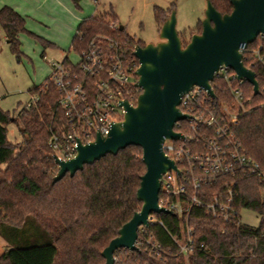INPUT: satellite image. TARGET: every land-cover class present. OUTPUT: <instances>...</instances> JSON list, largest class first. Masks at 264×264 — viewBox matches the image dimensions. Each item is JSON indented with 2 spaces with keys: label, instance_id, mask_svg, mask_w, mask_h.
I'll return each instance as SVG.
<instances>
[{
  "label": "trees",
  "instance_id": "16d2710c",
  "mask_svg": "<svg viewBox=\"0 0 264 264\" xmlns=\"http://www.w3.org/2000/svg\"><path fill=\"white\" fill-rule=\"evenodd\" d=\"M70 1L79 9L83 0ZM206 1L222 15L232 10L229 0ZM171 12L154 8L159 27ZM111 22H116L112 9L82 20L71 40L70 50L81 52L97 35L116 39L131 50L146 45L135 42L124 28L112 30ZM0 28L17 56L21 34L40 44L42 57L44 50L52 45L27 31L25 18L8 6L0 7ZM200 32L201 22L195 30L197 34ZM179 36L184 47L185 38ZM259 44L264 53V40L257 39L249 46L251 61L252 52ZM63 61L66 62L67 57ZM252 69L260 93L254 95L252 86L244 85L248 103L232 128V140L264 170V71L260 64H253ZM213 88L215 98L210 104L219 107L232 103L225 82L215 80ZM29 94L35 101H30L16 116L0 111V206L12 205L5 216L0 217V238L6 243L0 264H104L101 252L140 209L136 191L145 173L142 151L129 146L115 156L107 155L92 165H85L73 177L66 175L53 183L58 169L47 140L59 115L58 94L49 78L30 89ZM10 122L19 132L18 143L7 141L6 126ZM238 189V210L255 212L259 216L256 227L238 220L233 224L223 223L207 217L202 209L194 208L189 218L193 250L184 257L178 255L174 242L180 240L177 218L160 214L157 217L163 225L153 226L149 232L163 247L162 257L139 248L134 252L118 250L114 259L119 256L120 264H264L262 186L252 176L239 175Z\"/></svg>",
  "mask_w": 264,
  "mask_h": 264
},
{
  "label": "built area",
  "instance_id": "2783aa9c",
  "mask_svg": "<svg viewBox=\"0 0 264 264\" xmlns=\"http://www.w3.org/2000/svg\"><path fill=\"white\" fill-rule=\"evenodd\" d=\"M110 28L120 27L111 22ZM257 39L263 41L264 35ZM249 46L242 42L237 47L245 68L253 71V64H260L264 71L262 45L252 52V61L248 56ZM133 52L116 39L97 35L76 53V62L67 58L66 62L51 63L48 78L58 94L56 110L59 113L47 140L52 160L53 157L61 161L75 158L78 143L90 144L98 134L105 138L112 124L122 121L124 101L135 106L136 93L140 90L135 86L138 61ZM215 80L227 84L232 103L214 106L210 104L214 98L193 87L181 97L178 106L180 113L187 116L174 126L182 139L165 140L162 144L165 156L173 161L177 171L169 170L161 176L157 205L177 218L180 240H173L178 255L184 257L193 250L189 218L194 208L223 223L241 221L237 207L239 175L259 181L264 196V170L232 140V128L248 103L243 89L248 83L224 66L214 73L213 92ZM30 101L34 102L35 97ZM158 215L150 214L148 226L138 228L135 246L160 258L165 251L149 232L151 227L163 225Z\"/></svg>",
  "mask_w": 264,
  "mask_h": 264
},
{
  "label": "water",
  "instance_id": "95a60500",
  "mask_svg": "<svg viewBox=\"0 0 264 264\" xmlns=\"http://www.w3.org/2000/svg\"><path fill=\"white\" fill-rule=\"evenodd\" d=\"M229 2L231 12L222 15L206 1L201 32L191 35L184 47L172 11L160 28L157 44L134 48L133 55L138 61L135 86L140 90L135 106L124 101L122 121L112 124L107 137L98 134L90 144L78 143L75 158L61 161L53 157L58 170L52 182L56 183L66 175L73 177L85 165H92L107 155L115 156L129 146L142 151L145 173L136 191L140 209L101 252L104 264H114L118 250L138 251L137 231L140 226H148L150 214H172L158 208L157 202L161 176L169 170L177 171L173 161L165 156L162 144L165 140L182 139L174 131L177 122L187 119L178 110L181 97L193 87H199L215 98L211 83L221 66L250 84L254 95L259 94L255 73L245 68L237 47L242 42L253 44L259 35H264V0Z\"/></svg>",
  "mask_w": 264,
  "mask_h": 264
},
{
  "label": "rangeland",
  "instance_id": "374dc122",
  "mask_svg": "<svg viewBox=\"0 0 264 264\" xmlns=\"http://www.w3.org/2000/svg\"><path fill=\"white\" fill-rule=\"evenodd\" d=\"M5 0H0V7ZM87 10L96 9V13L112 9L116 15V25L123 27L125 33L135 42L157 44L160 28L154 16V8L170 9L175 13L176 31L188 43L190 34L204 18L206 0H83ZM36 20H27L26 28L36 26ZM53 37L59 35L58 30H50ZM192 34V35H193ZM20 53L17 56L10 49L0 28V111L16 116L31 100L29 90L44 82L49 74L48 62H59L65 56L72 62L78 59L77 54L67 47L63 50L47 48L41 55L40 44L32 37L19 36ZM60 42V41H59ZM57 42V44H59ZM6 138L9 143H18L20 135L13 122L6 126ZM240 220L256 227L259 216L250 210L240 211ZM5 248H2V250ZM114 264H120L119 256Z\"/></svg>",
  "mask_w": 264,
  "mask_h": 264
},
{
  "label": "crops",
  "instance_id": "0c3cea01",
  "mask_svg": "<svg viewBox=\"0 0 264 264\" xmlns=\"http://www.w3.org/2000/svg\"><path fill=\"white\" fill-rule=\"evenodd\" d=\"M3 6H8L23 16L25 27L27 20H36L37 25L32 29L26 28V30L51 43L49 48L63 50L68 46L67 53L70 52L71 40L81 21L96 15V9L87 10L85 2H81L80 8L76 9L70 0H5L1 7ZM55 29L58 30L59 35L53 37L50 30ZM42 52L43 50L41 54ZM51 63L53 62H48L49 74L47 78L51 72ZM8 208H12V205L0 206V217L5 216ZM5 247L6 243L0 238V255L4 250L2 248Z\"/></svg>",
  "mask_w": 264,
  "mask_h": 264
}]
</instances>
